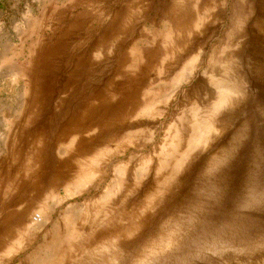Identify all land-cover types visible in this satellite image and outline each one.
Wrapping results in <instances>:
<instances>
[{
  "label": "rangeland",
  "instance_id": "rangeland-1",
  "mask_svg": "<svg viewBox=\"0 0 264 264\" xmlns=\"http://www.w3.org/2000/svg\"><path fill=\"white\" fill-rule=\"evenodd\" d=\"M0 264H264V0H0Z\"/></svg>",
  "mask_w": 264,
  "mask_h": 264
}]
</instances>
